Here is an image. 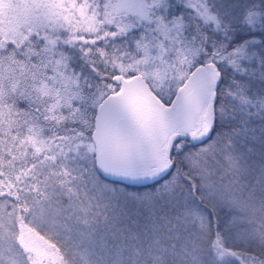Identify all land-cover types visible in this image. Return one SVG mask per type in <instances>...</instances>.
<instances>
[{
  "label": "snow or ice",
  "instance_id": "snow-or-ice-1",
  "mask_svg": "<svg viewBox=\"0 0 264 264\" xmlns=\"http://www.w3.org/2000/svg\"><path fill=\"white\" fill-rule=\"evenodd\" d=\"M0 264H264V0H0Z\"/></svg>",
  "mask_w": 264,
  "mask_h": 264
}]
</instances>
